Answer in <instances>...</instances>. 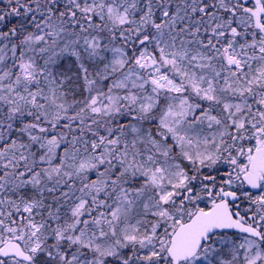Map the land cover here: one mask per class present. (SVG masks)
<instances>
[{
    "label": "snow or ice",
    "instance_id": "snow-or-ice-1",
    "mask_svg": "<svg viewBox=\"0 0 264 264\" xmlns=\"http://www.w3.org/2000/svg\"><path fill=\"white\" fill-rule=\"evenodd\" d=\"M0 264H264V0H0Z\"/></svg>",
    "mask_w": 264,
    "mask_h": 264
}]
</instances>
